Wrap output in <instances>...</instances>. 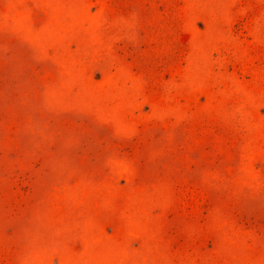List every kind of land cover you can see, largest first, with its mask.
Wrapping results in <instances>:
<instances>
[{
    "label": "rangeland",
    "instance_id": "rangeland-1",
    "mask_svg": "<svg viewBox=\"0 0 264 264\" xmlns=\"http://www.w3.org/2000/svg\"><path fill=\"white\" fill-rule=\"evenodd\" d=\"M0 264H264V0H0Z\"/></svg>",
    "mask_w": 264,
    "mask_h": 264
}]
</instances>
